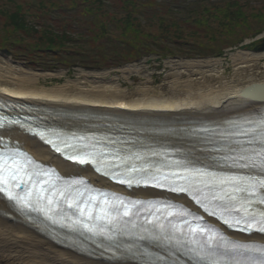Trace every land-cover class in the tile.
Returning <instances> with one entry per match:
<instances>
[{
	"label": "bare ground",
	"instance_id": "obj_1",
	"mask_svg": "<svg viewBox=\"0 0 264 264\" xmlns=\"http://www.w3.org/2000/svg\"><path fill=\"white\" fill-rule=\"evenodd\" d=\"M231 59L241 64L253 61L248 54L233 55ZM202 67L200 61L185 63L186 69ZM193 73L196 71H191V75ZM46 77L51 78V75L0 64V110L15 107L17 113L34 116L37 122L67 132L109 135L111 138L102 139L116 140L128 150H141L149 155L155 154L158 146L171 143L192 151L193 159L221 164L216 155L233 149L250 151L257 146L233 144L229 139L222 140L224 135L201 132L200 127L218 126L216 133H225L235 118L261 115L264 77L257 79L238 74L233 81H226L221 76L203 74L200 81L196 78L184 82L175 78L166 92L150 86L131 92L120 80L104 84L87 79L47 84ZM213 81L217 82L211 84ZM247 88H250L248 94H242ZM2 144L25 149L65 176H84L97 186L134 197L165 196L150 189L126 191L89 167L64 161L25 129L14 126L0 129V147ZM150 160L148 158L147 162H152ZM173 198L193 206L185 197ZM235 236L264 243V236ZM117 241L123 245V237ZM172 251L175 249L153 241L144 242L136 250L114 248L105 242H87L82 236L59 229L39 215H25L0 194V264H183ZM160 253L167 262L159 261ZM186 262L193 264L188 259Z\"/></svg>",
	"mask_w": 264,
	"mask_h": 264
},
{
	"label": "trees",
	"instance_id": "obj_2",
	"mask_svg": "<svg viewBox=\"0 0 264 264\" xmlns=\"http://www.w3.org/2000/svg\"><path fill=\"white\" fill-rule=\"evenodd\" d=\"M262 30L264 0H0V45L47 71L217 57Z\"/></svg>",
	"mask_w": 264,
	"mask_h": 264
},
{
	"label": "snow or ice",
	"instance_id": "obj_3",
	"mask_svg": "<svg viewBox=\"0 0 264 264\" xmlns=\"http://www.w3.org/2000/svg\"><path fill=\"white\" fill-rule=\"evenodd\" d=\"M261 128H264V119H261L259 122ZM3 125H0L2 127ZM246 134V133H245ZM41 140H45L44 133L38 134ZM51 143V141H46ZM259 142L262 145L259 149H252L251 152L254 154L250 155H242L239 159L244 160L245 163L237 164L236 166L242 168H251L257 169L261 173H264V131L261 132L259 137ZM60 151L59 148L56 149ZM248 151V150H245ZM22 156L24 161L32 165L33 169H39L38 165H35L30 158L23 156V154H16ZM69 159H73V157H68ZM235 159V158H234ZM86 161L84 159H79L78 163L83 164ZM23 165L20 164L15 157H9L8 160H4L2 164H0V193H3L8 201H14L15 205L21 210H36L35 205L40 206V210L45 211L46 213L51 212L53 205L58 206L59 201L54 199V197H61L64 199V202L68 204L70 208H75L81 219H77L75 221L76 224H81L84 229L93 234H104L105 228L104 225H100L96 223L97 221H104L105 224H114L120 221L121 217H131L132 212L131 207H135L138 201H131L128 204L122 198L112 197V200L121 205V208L112 207L109 210L106 207H101L99 210V214L93 216L91 202L96 200V196L89 195L87 201H83V207H81V202L76 199V196H82L83 193H77L76 196H72V199L69 200L67 196H65L64 189L58 188L56 185L52 184L51 180L45 181V183L49 184V189L47 191L50 192V195H45V189L43 187H38L40 181L38 179L40 175V171H33L31 173L23 174L22 169ZM136 169H133L135 171ZM42 171V169H41ZM97 171H100L97 168ZM144 171V169H141ZM107 174V173H105ZM199 175H207L206 173H198ZM25 175L27 176V181L31 182V189L28 188V185L25 181ZM45 175L55 176V172L49 171L46 172ZM35 177V178H34ZM116 178V177H113ZM59 179V177H57ZM150 179L155 180L156 183L153 185L155 187H162L159 183V178L152 176ZM15 181V187H20L21 184L24 185V194L21 195L19 193H15L12 191V186H10L9 181ZM147 183L148 181H144ZM78 183L83 184V181H79ZM119 183H127L129 186L132 184V179H119ZM140 183V181H137ZM218 185H229L230 187H221L220 190L213 197L216 200H220L223 202L220 207L222 208V212L217 214L216 211L209 212V215L217 216L218 219H221L222 222L228 227L232 228L234 226L243 225L238 230L252 232L257 231L260 233H264V210H258L254 207V205H264V177H256L249 176L246 179H241L239 177H230L223 178L217 181ZM171 191H184V188L172 187ZM91 191V190H89ZM240 193L241 195H237ZM100 196L105 197L101 201L103 205H109V200L107 197L108 193H99ZM46 201V203H44ZM197 203H201L202 206L205 207V211H208L206 205H203L200 200H197ZM151 208H155L159 211V207L151 202L148 205ZM167 209H175V205H166ZM227 215H224V213ZM239 213L238 216H233L232 213ZM166 216H176L183 217L184 224L187 225V229L185 230L182 226L177 223H173L172 221H168V224L171 225L169 228L165 223L159 222L160 218L153 217V219L157 220V223L154 224L155 232L157 234H152L151 238L157 241H164L167 243L175 242L176 246L179 247L182 244H190L196 243L197 237L200 236L202 239L199 241L200 251H196V249H190V251L196 252V255L202 260L205 258L204 253L208 248H216L221 249L222 253H211V255H223L227 256L229 253H239L243 255L244 252L253 253L244 261V264H264V246L258 244H239L233 241L228 240L222 234H220L215 228L208 226L207 224L201 221L200 217H195L193 213L187 211L186 209H179L175 212L167 211ZM87 219V221H92V223L85 222L83 218ZM191 217L196 221L195 226L188 219ZM51 218V217H49ZM130 221H124V224L127 225ZM152 223L151 220L148 221ZM132 227H136L135 223H132ZM99 230V233L98 231ZM147 230V229H145ZM206 237V238H203ZM144 239V237H140ZM211 264H219L218 260H214ZM236 264H241L239 260L236 261Z\"/></svg>",
	"mask_w": 264,
	"mask_h": 264
},
{
	"label": "rangeland",
	"instance_id": "obj_4",
	"mask_svg": "<svg viewBox=\"0 0 264 264\" xmlns=\"http://www.w3.org/2000/svg\"><path fill=\"white\" fill-rule=\"evenodd\" d=\"M263 39L264 30L259 34L246 38L238 47L224 50L225 55L220 57H207L203 59L168 57L159 61L153 56L151 59L144 58L111 69L83 68L78 62H75V65L70 69L59 68L52 71L29 68L23 56L16 55L11 51V54L4 53L2 50L5 47L0 45V64H9L13 68L24 67L39 73L49 74L51 78H45L47 84L63 83L66 81L77 83L83 82L86 79L96 80L97 83L104 84L106 81L116 82L120 80L127 84L131 92L142 86H150L156 90L166 92L170 90L171 83L175 78H179V81L184 82L196 78H198L197 81H200L201 79L199 78L203 74L207 76H221L226 81H233L238 74L245 77L254 76L257 79L264 77V53L255 54L251 52L256 45L262 43ZM0 41H2V38H0ZM237 54H248V58L253 61L248 64L232 61L231 57ZM193 61H200L203 67L200 69H186L185 63ZM193 70L196 73L191 75V71ZM216 82L213 81L211 84H215Z\"/></svg>",
	"mask_w": 264,
	"mask_h": 264
},
{
	"label": "water",
	"instance_id": "obj_5",
	"mask_svg": "<svg viewBox=\"0 0 264 264\" xmlns=\"http://www.w3.org/2000/svg\"><path fill=\"white\" fill-rule=\"evenodd\" d=\"M4 52H6V51H4ZM262 52H264V40H263V42H262L261 44L257 45V46L253 49V53H262ZM249 89H250V88L245 89V90L243 91V94H244V95L248 94Z\"/></svg>",
	"mask_w": 264,
	"mask_h": 264
}]
</instances>
